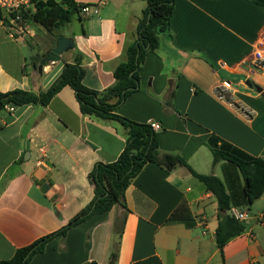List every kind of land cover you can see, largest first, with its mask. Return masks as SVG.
Instances as JSON below:
<instances>
[{
    "label": "crops",
    "instance_id": "0c3cea01",
    "mask_svg": "<svg viewBox=\"0 0 264 264\" xmlns=\"http://www.w3.org/2000/svg\"><path fill=\"white\" fill-rule=\"evenodd\" d=\"M74 2L95 6L98 14H74L56 35L72 38L75 47L42 68L58 38L37 23L11 37L0 20V93L45 91L66 63L76 61L86 70L87 88L114 85L147 2ZM263 33L264 0H174L171 30L146 56L139 90L115 111L158 124L162 154L179 155L195 172L219 177L231 197L228 211L186 167L167 171L147 163L125 191V206L54 238L29 264H264V193L249 205L241 172L228 161L214 164L208 145L216 136L264 159V96L247 84L264 91V75L251 64ZM223 83L236 106L215 94ZM126 139L120 122L83 114L70 86L46 106L0 111V261L60 230L85 208L94 197L89 173L97 163L117 160ZM40 149L45 158L38 166ZM233 210L247 215L246 230L221 252L216 230Z\"/></svg>",
    "mask_w": 264,
    "mask_h": 264
},
{
    "label": "trees",
    "instance_id": "16d2710c",
    "mask_svg": "<svg viewBox=\"0 0 264 264\" xmlns=\"http://www.w3.org/2000/svg\"><path fill=\"white\" fill-rule=\"evenodd\" d=\"M147 7L137 26V39L127 49V60L121 63L114 72L115 83L103 91H95L83 84L86 70L81 61L66 63L59 77L45 91L32 93L17 89L0 93V111L7 105L23 106L40 104L46 106L65 86H70L77 97L81 112L85 115L120 122L126 129V144L114 162L97 163L89 173V180L94 186L92 201L78 212L60 230L47 235L34 243L18 249L11 259L0 261V264H29L40 253L47 243L56 237L65 236L67 232L87 221L91 217L112 210L117 204H123L125 191L133 179L147 163L157 164L167 171L179 166L186 167L206 190L213 193L221 211L231 207V197L223 181L213 175L195 172L179 155L162 154L156 131L148 123L130 121L115 113L117 108L140 87V70L146 56L154 52L160 44L161 35L171 30V17L174 0H145ZM34 9L24 12L26 23H37L53 34L71 21L74 14H80L85 4L74 0H33ZM0 20L8 26V18L0 11ZM54 35V34H53ZM58 38L59 35L55 34ZM213 152V163L228 161L241 172L245 184L244 192L248 204H252L264 193V159L254 157L216 136L208 139ZM246 225L233 216L221 217L216 230L215 241L222 252L224 246L241 235Z\"/></svg>",
    "mask_w": 264,
    "mask_h": 264
},
{
    "label": "built area",
    "instance_id": "2783aa9c",
    "mask_svg": "<svg viewBox=\"0 0 264 264\" xmlns=\"http://www.w3.org/2000/svg\"><path fill=\"white\" fill-rule=\"evenodd\" d=\"M32 6H34L33 0H0V11L3 12V14L9 20L8 25L11 29L9 31V34L11 37H14L15 34L24 35L29 32L28 24L25 22L23 14L24 12L32 9ZM82 13L87 15H97L98 9L90 4H85L82 8ZM251 64L256 70L261 71L264 75V33L254 47ZM215 94L217 95L219 100L236 106L233 100H231L232 98L230 96V85L228 83H223L222 85L218 86L215 89ZM5 109L13 112L15 110V106L7 105ZM242 110L246 118L251 119L253 117L254 113L252 111L246 109ZM151 126L155 131H158L160 129V126L158 124H151ZM44 158V150L40 149V156L37 160L38 166L44 163ZM232 216L239 221H244L247 218V215L245 213L236 212L235 210L232 211Z\"/></svg>",
    "mask_w": 264,
    "mask_h": 264
},
{
    "label": "water",
    "instance_id": "95a60500",
    "mask_svg": "<svg viewBox=\"0 0 264 264\" xmlns=\"http://www.w3.org/2000/svg\"><path fill=\"white\" fill-rule=\"evenodd\" d=\"M75 47V42L72 38L67 37H60L57 39L56 45L53 48V50L47 54L40 62V68H42L44 65L51 61H60L61 56L64 53H67L69 50L73 49ZM247 84L254 89L255 91L259 92L264 96L263 88L259 85L255 84L253 81L248 80Z\"/></svg>",
    "mask_w": 264,
    "mask_h": 264
},
{
    "label": "rangeland",
    "instance_id": "374dc122",
    "mask_svg": "<svg viewBox=\"0 0 264 264\" xmlns=\"http://www.w3.org/2000/svg\"><path fill=\"white\" fill-rule=\"evenodd\" d=\"M53 31H54L53 34L55 35L56 33H58L59 30H53ZM49 36H51V35H49Z\"/></svg>",
    "mask_w": 264,
    "mask_h": 264
}]
</instances>
